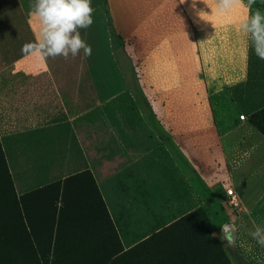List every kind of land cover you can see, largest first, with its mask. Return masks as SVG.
<instances>
[{
  "label": "crops",
  "instance_id": "obj_1",
  "mask_svg": "<svg viewBox=\"0 0 264 264\" xmlns=\"http://www.w3.org/2000/svg\"><path fill=\"white\" fill-rule=\"evenodd\" d=\"M34 2L0 0V153L16 231L57 232L74 195L85 225L95 227L96 197L112 217L129 211L136 194L165 184L176 154L201 169L193 153L204 141L220 145L222 180L237 194V206L223 198L236 210L238 253L264 264L250 235L264 227V60L240 31L253 6L107 0L108 28L93 18L80 29L92 55L65 59L23 56L39 29Z\"/></svg>",
  "mask_w": 264,
  "mask_h": 264
},
{
  "label": "rangeland",
  "instance_id": "obj_2",
  "mask_svg": "<svg viewBox=\"0 0 264 264\" xmlns=\"http://www.w3.org/2000/svg\"><path fill=\"white\" fill-rule=\"evenodd\" d=\"M106 2L91 0L93 18L102 21L104 31ZM256 9L264 12V0H257L250 12ZM194 150L203 170L187 155L176 154L165 184L136 194L133 209L112 217L104 198L98 202L96 197L95 227L84 224L74 195L70 209L61 213L59 230L36 239L16 231L21 219L0 153V264H244L235 243L236 210L223 198L229 186L222 180L221 147L209 148L202 141ZM227 224L231 231H226Z\"/></svg>",
  "mask_w": 264,
  "mask_h": 264
},
{
  "label": "clouds",
  "instance_id": "obj_3",
  "mask_svg": "<svg viewBox=\"0 0 264 264\" xmlns=\"http://www.w3.org/2000/svg\"><path fill=\"white\" fill-rule=\"evenodd\" d=\"M195 2L193 0V7ZM241 2L216 0L217 11L227 12ZM256 3L257 0H247L249 8ZM94 11L91 0H35L29 12V24L32 23V17L38 18L39 29L35 40L22 46L23 56H63L68 59L69 56L75 58L82 51L85 57H90L92 47L82 38L80 29H88L94 23ZM240 31L250 40L256 56L264 60V12L256 9L242 21ZM250 235L264 248V227L256 226Z\"/></svg>",
  "mask_w": 264,
  "mask_h": 264
},
{
  "label": "built area",
  "instance_id": "obj_4",
  "mask_svg": "<svg viewBox=\"0 0 264 264\" xmlns=\"http://www.w3.org/2000/svg\"><path fill=\"white\" fill-rule=\"evenodd\" d=\"M240 118L241 119H246L247 115L245 114H240ZM227 196H229L230 200V204L237 206L238 205V198H237V194L235 193L234 188L230 187L227 189Z\"/></svg>",
  "mask_w": 264,
  "mask_h": 264
},
{
  "label": "trees",
  "instance_id": "obj_5",
  "mask_svg": "<svg viewBox=\"0 0 264 264\" xmlns=\"http://www.w3.org/2000/svg\"><path fill=\"white\" fill-rule=\"evenodd\" d=\"M258 116L260 117H264V110L262 111V112H260L259 114H258ZM261 128L264 130V127L261 125ZM102 204H104V201L102 202ZM107 214V213H106ZM104 217H107V215H105L104 214Z\"/></svg>",
  "mask_w": 264,
  "mask_h": 264
},
{
  "label": "water",
  "instance_id": "obj_6",
  "mask_svg": "<svg viewBox=\"0 0 264 264\" xmlns=\"http://www.w3.org/2000/svg\"><path fill=\"white\" fill-rule=\"evenodd\" d=\"M225 229L226 231H231L232 230L231 224H227Z\"/></svg>",
  "mask_w": 264,
  "mask_h": 264
}]
</instances>
